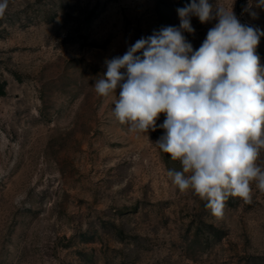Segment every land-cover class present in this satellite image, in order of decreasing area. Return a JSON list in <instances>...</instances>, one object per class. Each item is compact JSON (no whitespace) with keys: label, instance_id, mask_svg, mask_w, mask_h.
<instances>
[{"label":"rangeland","instance_id":"1","mask_svg":"<svg viewBox=\"0 0 264 264\" xmlns=\"http://www.w3.org/2000/svg\"><path fill=\"white\" fill-rule=\"evenodd\" d=\"M216 0H209L215 4ZM231 6L233 0H220ZM191 0H9L0 18V264H264V193L217 220L166 175L164 135L130 133L97 98L106 60L179 26ZM241 23L264 30V8ZM218 21L184 33L194 50ZM257 52L264 65V37ZM116 95H119L117 89ZM165 119L160 114L157 124Z\"/></svg>","mask_w":264,"mask_h":264},{"label":"clouds","instance_id":"2","mask_svg":"<svg viewBox=\"0 0 264 264\" xmlns=\"http://www.w3.org/2000/svg\"><path fill=\"white\" fill-rule=\"evenodd\" d=\"M8 4L0 0V18ZM233 4L191 0L176 10L178 27L154 30L106 60L93 85L97 98H111L130 133L165 130L155 144L182 167L168 169V179L217 220L230 198L251 204L253 184L264 193V65L257 52L264 30L241 23ZM255 7L264 8V0ZM252 8L248 0L243 12L258 18ZM193 17L218 21L195 50L184 35L195 33Z\"/></svg>","mask_w":264,"mask_h":264}]
</instances>
